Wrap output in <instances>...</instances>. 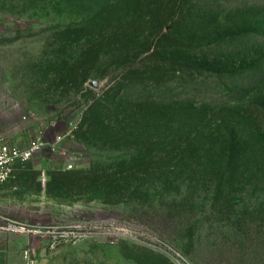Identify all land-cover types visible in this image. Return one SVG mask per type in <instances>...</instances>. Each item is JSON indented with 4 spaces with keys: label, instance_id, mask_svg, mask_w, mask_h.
I'll return each mask as SVG.
<instances>
[{
    "label": "rangeland",
    "instance_id": "rangeland-1",
    "mask_svg": "<svg viewBox=\"0 0 264 264\" xmlns=\"http://www.w3.org/2000/svg\"><path fill=\"white\" fill-rule=\"evenodd\" d=\"M105 2L0 0V139L46 142L0 183V218L31 231L7 236L34 264H173L171 248L185 264H264V138L215 132L247 116L250 89L171 61L213 14L241 36L210 53L263 51L264 0L182 1L181 20L125 52ZM249 137L253 151L218 160Z\"/></svg>",
    "mask_w": 264,
    "mask_h": 264
},
{
    "label": "trees",
    "instance_id": "trees-1",
    "mask_svg": "<svg viewBox=\"0 0 264 264\" xmlns=\"http://www.w3.org/2000/svg\"><path fill=\"white\" fill-rule=\"evenodd\" d=\"M182 1L185 0H106L105 3L108 5V8L105 11V15L108 18H105V20L108 21L110 19V21H113V27H117L116 33L118 34V38L121 39L119 42L124 51L128 48V43L139 37L138 34L143 35L145 33V29H151L150 31L152 34L148 32L147 35L149 34L157 37L161 24L169 21L173 24V19L177 14L176 11L179 7V3ZM187 12L189 13V10ZM163 15H167L165 19ZM175 18L181 20L182 15L179 16L177 14ZM221 18L222 17L217 14H213L209 19L203 18V22L196 25L193 31L195 35H201L202 39L196 37L194 40H189L184 43H182L183 41L179 42L177 51H171V53H173L171 54V61L175 63L176 59L180 58V61L185 60L188 66L199 69L200 71H207L215 76L225 75L229 77L239 74V76L235 77L239 78L238 82L240 88L250 89L248 92L249 94L246 96L242 94L241 98L244 100L245 97H247V105L251 106V109L244 107L246 110H241L249 117L238 116L239 120H237V122L235 120H233L235 122L234 124L227 122L225 126H223L224 128L218 126L215 128V132L218 133L222 129L225 130L227 136L234 135L236 137L239 132L248 126L247 129L251 128L256 133H260L263 139L264 128L258 130L259 126L254 122H249L248 118H251V114L254 113L253 111H255L258 116L264 118V50L260 51L259 47H257L260 46V43H258L259 41L254 40L247 43L250 46L246 47L245 50H243L245 47H242L244 44H242V46L235 44V46L231 48L227 47L226 52L210 53L214 46L218 48L217 45L223 43L224 40H234L235 37L241 36L240 32L231 31L232 28L223 25V23H221ZM134 22L135 24L138 23V26L144 24V30L135 27V29L139 31L138 33L136 32V36L133 35V32L130 33L131 26H133ZM171 24L169 25L168 32L172 30L173 26ZM185 30L188 31V29ZM167 34L168 33H165V36H168ZM167 38L173 39L172 37ZM254 48H256V52L254 54L249 53V50ZM196 49L200 51L198 52ZM231 82L233 81L231 80ZM239 96L241 97L240 94H237L236 98L238 99ZM237 99H235V101ZM145 102L146 100H142L141 102L138 101L137 104ZM154 102L160 104V101L151 100V104ZM233 103L236 108H241L236 102ZM156 114H161L159 109H154V111L151 112L152 116ZM248 123H250V125ZM245 140L246 141L240 144L232 142L228 145V148L227 146H222L220 148V154H222L221 156L218 154V160L221 159L222 156L233 158L253 151L255 139L249 137Z\"/></svg>",
    "mask_w": 264,
    "mask_h": 264
},
{
    "label": "built area",
    "instance_id": "built-area-1",
    "mask_svg": "<svg viewBox=\"0 0 264 264\" xmlns=\"http://www.w3.org/2000/svg\"><path fill=\"white\" fill-rule=\"evenodd\" d=\"M60 139L61 137H57L55 142H58ZM45 144L46 142L40 135H35L23 146L0 139V183L8 178L16 164L29 160ZM10 232L30 233L31 231L24 224L0 218V233ZM168 257L173 264H185L183 256L172 248L170 249ZM21 259L22 264H34L30 248L24 247L21 249Z\"/></svg>",
    "mask_w": 264,
    "mask_h": 264
},
{
    "label": "crops",
    "instance_id": "crops-1",
    "mask_svg": "<svg viewBox=\"0 0 264 264\" xmlns=\"http://www.w3.org/2000/svg\"><path fill=\"white\" fill-rule=\"evenodd\" d=\"M21 239H9L7 233H0V264H22Z\"/></svg>",
    "mask_w": 264,
    "mask_h": 264
}]
</instances>
